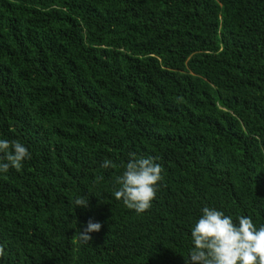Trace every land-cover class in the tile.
<instances>
[{
    "label": "trees",
    "instance_id": "16d2710c",
    "mask_svg": "<svg viewBox=\"0 0 264 264\" xmlns=\"http://www.w3.org/2000/svg\"><path fill=\"white\" fill-rule=\"evenodd\" d=\"M0 139L31 153L0 264H186L205 206L259 228L264 0H0ZM131 153L163 167L143 214L114 197Z\"/></svg>",
    "mask_w": 264,
    "mask_h": 264
},
{
    "label": "clouds",
    "instance_id": "9594fccd",
    "mask_svg": "<svg viewBox=\"0 0 264 264\" xmlns=\"http://www.w3.org/2000/svg\"><path fill=\"white\" fill-rule=\"evenodd\" d=\"M26 159H31L28 148L18 140L0 139V172L10 168L19 170ZM158 158L137 156L131 153L123 174L116 177L120 185L114 191L116 200H122L126 208L143 214L152 207L164 177ZM114 167L110 159L101 165ZM77 207H88L87 197H77ZM101 223L88 222L80 231V239L89 242L90 232H99ZM193 247L189 250L186 264H264V225L257 228L249 216H239L238 223L223 211L205 206L202 216L191 230ZM4 248L0 245V256Z\"/></svg>",
    "mask_w": 264,
    "mask_h": 264
}]
</instances>
